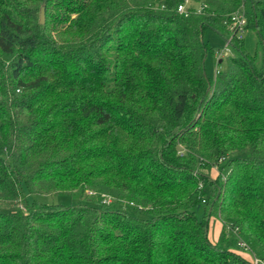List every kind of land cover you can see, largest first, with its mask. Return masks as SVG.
Masks as SVG:
<instances>
[{
    "label": "trees",
    "instance_id": "trees-1",
    "mask_svg": "<svg viewBox=\"0 0 264 264\" xmlns=\"http://www.w3.org/2000/svg\"><path fill=\"white\" fill-rule=\"evenodd\" d=\"M190 1L0 0V264L264 263V0Z\"/></svg>",
    "mask_w": 264,
    "mask_h": 264
},
{
    "label": "rangeland",
    "instance_id": "rangeland-1",
    "mask_svg": "<svg viewBox=\"0 0 264 264\" xmlns=\"http://www.w3.org/2000/svg\"><path fill=\"white\" fill-rule=\"evenodd\" d=\"M245 43L246 47L249 51H253L255 49L257 38L256 36L251 32L244 33ZM205 39L209 43V45L215 50L213 53L210 49L208 52V56L206 59V72L207 76L210 79L211 82H214L216 71H225L227 69V62L229 57H235L238 55L237 51L227 44V42L219 36L216 32L208 29L205 34ZM227 50V56H225L223 59L222 64H216L219 56L218 52H224ZM220 59V58H219ZM27 199L29 203H33L34 201H38L42 204L46 205H70V204H77L79 202L78 199H73L70 196L67 195H28ZM202 207L198 208L197 212L199 215L202 213ZM213 221V222H212ZM217 221V218L214 217L211 222L212 225ZM211 225V232L213 231V226ZM243 255L249 256V259L253 262V258L251 257V254L247 251H244Z\"/></svg>",
    "mask_w": 264,
    "mask_h": 264
},
{
    "label": "built area",
    "instance_id": "built-area-1",
    "mask_svg": "<svg viewBox=\"0 0 264 264\" xmlns=\"http://www.w3.org/2000/svg\"><path fill=\"white\" fill-rule=\"evenodd\" d=\"M190 0H184V2L178 7V11L180 13H184L186 11L187 6L190 5ZM202 11V7L199 8L198 12L200 13ZM231 21H232V29L236 28L237 29V36L239 39H242L244 37V33H245V26H246V17H245V13L243 10L237 11L235 12L232 16H231ZM231 40V39H230ZM230 40L227 42V44L229 45ZM227 50L226 49L224 52H218V56L220 57H225L227 56ZM217 73V72H216ZM91 195V194H90ZM112 198L107 197V196H103L102 199V204L105 205H110L112 203ZM236 232H238V230H235ZM238 247H240L241 249H243L244 251L250 252L253 255V264H264L260 259H258L252 252L251 248L248 246V244L241 240L238 243Z\"/></svg>",
    "mask_w": 264,
    "mask_h": 264
},
{
    "label": "crops",
    "instance_id": "crops-1",
    "mask_svg": "<svg viewBox=\"0 0 264 264\" xmlns=\"http://www.w3.org/2000/svg\"><path fill=\"white\" fill-rule=\"evenodd\" d=\"M222 62V61H220ZM218 174V171L217 170H213V176L215 177L216 175ZM213 222V221H212ZM212 222L210 223V227L212 225ZM213 231L211 232V228H210V232H209V237H210V240L213 242V243H216L222 233V231L224 230V226L223 224L220 222V221H216L215 223H213ZM241 255L243 256V258L245 260H247L248 262H251V260L249 259V256L247 255H243V253H241ZM252 257V256H251Z\"/></svg>",
    "mask_w": 264,
    "mask_h": 264
},
{
    "label": "water",
    "instance_id": "water-1",
    "mask_svg": "<svg viewBox=\"0 0 264 264\" xmlns=\"http://www.w3.org/2000/svg\"><path fill=\"white\" fill-rule=\"evenodd\" d=\"M40 23L41 24L45 23V8L44 7L41 8V12H40Z\"/></svg>",
    "mask_w": 264,
    "mask_h": 264
}]
</instances>
